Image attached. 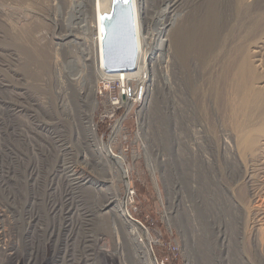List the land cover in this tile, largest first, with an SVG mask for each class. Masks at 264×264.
I'll use <instances>...</instances> for the list:
<instances>
[{
    "label": "rangeland",
    "instance_id": "1",
    "mask_svg": "<svg viewBox=\"0 0 264 264\" xmlns=\"http://www.w3.org/2000/svg\"><path fill=\"white\" fill-rule=\"evenodd\" d=\"M241 2L248 10H232V24L211 47L193 29L177 43L155 38L142 98L104 113L107 94L102 85L97 93L101 79L92 74V1L0 0V83L14 86L11 94L0 90V100L21 109L6 116L0 102V189L4 180L12 184L14 168L27 179L0 190V264H121L107 215L93 218V199L75 198L64 177L94 172L77 137L87 115L104 143L115 137L111 150L124 156L128 180L118 182L119 197L129 192L132 220L148 230L158 264H264V8L254 7L262 0ZM196 6L177 19L184 33ZM161 11L150 8L146 36L171 26L166 16L159 24ZM74 86L84 91L78 101ZM145 95L158 99V124L146 115ZM175 100L183 112L176 119ZM243 138L250 148L239 144ZM232 145L239 169L227 158ZM185 208L198 212L194 225Z\"/></svg>",
    "mask_w": 264,
    "mask_h": 264
},
{
    "label": "bare ground",
    "instance_id": "2",
    "mask_svg": "<svg viewBox=\"0 0 264 264\" xmlns=\"http://www.w3.org/2000/svg\"><path fill=\"white\" fill-rule=\"evenodd\" d=\"M91 1H92V4H91L92 5L91 6L92 7V13L94 12L93 18L95 20V22H94L95 24L93 27L94 31H95V34H94L95 38H94V45H93L95 48V50H94L95 53H93L94 58H93L92 63L94 64V66H93L94 69L92 71V74H93L94 78L101 79L105 82L117 79L120 81L123 80V82L125 83L126 80H128L130 78V79L136 80V83H137L136 86L141 84L140 87H137V88L141 89L138 94H137V92L135 94H133L132 91H126V94L128 93L127 95L125 93L123 94V95H126L125 96L126 99L127 98L129 99V100L125 99L126 104L134 101L135 97H136V99L142 98L141 96L144 92L143 87H145L144 83L148 82L149 70L151 69V65L148 62L150 61V59L153 58V56L155 54L152 51L153 49H151L152 47H150L151 43L154 41L155 38H157L159 40L160 45L164 44L166 40L167 41L170 40V41L177 43L181 39L185 40L188 37L191 30L193 29V33L196 32L198 34H201L200 36L206 39L205 45L207 47H211L213 44V41H216V38H217L216 34H219V33H222L223 31H226L230 27V25L232 24L234 17L232 15L229 16L228 14L232 10L235 11V9H237L240 5H241L240 8H242V9L247 8V10H248V8H249L248 7L249 5L248 4L246 5V3L242 4L241 0H120L121 3H123V4L128 3V4H131V6H132L133 17H134V26H135V35H136V43H137V52H138L137 63H136L137 68L134 71L128 72L127 74H123L121 76V74H120L121 72H106L102 67V40H103V36L105 33L104 20L108 19L110 14H111L112 6H113V0H91ZM95 4H96V7H95ZM193 5H198L195 7L197 9L194 10V12H193L194 19L191 23V28H190L189 32L184 33L187 29L186 25H183V26L179 25L180 23L179 22L177 23V21H179L177 19L180 18L187 11H189V8L192 7ZM250 5H254V4H250ZM254 7L260 8V9L264 8V0H262V2H260L256 5H254ZM95 8H96V10H95ZM150 8H162V11L160 14L161 17L158 18L157 21L160 22L159 23L160 25H164V23L162 22L164 20L163 16L164 17L166 16L168 18V20L170 21V24H171V26L168 28L169 30L165 29L166 25H164L163 27L158 28L159 32L156 36L152 33H148L147 36L145 35V33L147 32V28H149V24H147V23L151 19V15L149 14ZM242 9H240V10H242ZM240 13L242 14V12H240ZM95 15H96V19H95ZM237 16H238V14H237ZM238 17H240V14ZM238 17H237V20H238ZM235 20H236V18H235ZM233 28H234V25H233ZM143 32H145V33H143ZM167 33L168 34L170 33L171 37L170 36L168 37ZM77 37L75 36L74 38L77 39ZM243 38H245V36ZM198 40H199V38H198ZM199 42H200V40H199ZM84 43H85V41H84ZM148 48H149V51L147 50ZM158 53H159V51H158ZM122 73H124V72H122ZM4 79L6 81V78H4ZM77 80L79 81L78 77L70 78L69 83L71 85H74V84L78 83ZM87 80L90 82L91 77H89V79L87 78ZM0 84H1L0 85L1 91H5L8 94H11V92L14 89L13 88L14 86L13 87L11 86L13 88L12 89V88H10V86H9L10 84L8 82L6 85L2 82ZM148 85H150V84H148ZM75 86L72 87L73 90L71 91L72 92L71 96H73L74 99L78 101L79 98L84 93V91L81 92V90L77 89ZM179 86H181V85H179ZM180 89H182V88L180 87ZM97 90H98V85L96 87V91ZM147 91H148V86H147ZM175 92L176 91H174V94H175ZM23 93L24 92H21L20 94L23 95ZM8 98L9 97H7L6 99L0 100L1 105L4 107L2 110L7 113L6 116L7 115L8 116H15L21 110L20 106L18 104H14V103L10 104L9 102H5L6 100H8ZM152 98L149 100L148 96L146 97V95H145V100L142 101V103L147 102L148 113L146 112L147 113L146 115H148V117L151 118L152 122H155V124H158V122L156 121L157 118L159 117V115L157 113L158 99L154 98V97H152ZM185 100H188V99L186 98ZM19 102H21V101H19ZM91 102L93 103V105H95L94 100ZM119 102L120 101H118V103ZM123 102H124V100H123ZM179 104H180L179 101H177V100L174 101V112L173 113H174L175 119L177 117V114H175V112L176 113L179 112L180 113V114L178 113L179 115H182V113H183L181 111V107ZM2 106H1V108H2ZM1 113H4V112H1ZM0 115H2V114H0ZM4 116H2V117H4ZM188 120H190V119H188ZM139 121H140V119H139ZM79 123H80V121H79ZM81 123H82L81 130L82 129L83 130L81 131V133L79 131L77 132V137L83 143V145L87 148L86 152L89 155V157H87V158L85 155H83L84 156L83 162H85L86 165H88V164L92 165V166L91 165H89V166L93 168L94 172L91 170L92 168L90 170L94 174H92V172H89V174L83 176L82 175L83 172H80V170H78V173L74 172L73 170H71L73 173H70V174L68 173L69 171L65 172L64 177L66 178L67 182L70 184V186H68V187H70V189H73L74 192L76 191L75 193H77V197L74 196L75 198L81 199L82 197H84V198L86 197L85 199H87V198L93 199V201H92L93 202V209L90 210V213L93 216V218L97 219L101 214L107 215V220H108L107 230L109 229L114 233L113 238L111 239V242L113 244L112 247L115 248V250L117 251V254L120 256V258L122 260V261H120L121 264H156L157 260H156V258H154L153 254H152V247H151V241L152 240L149 239L148 230L146 228H144L139 222L132 220V217L130 215V211L128 210L127 205L129 203V201H131V200H129V197H130L129 192H128V194H126V197H124V198L119 197L118 182H124L125 185L127 186L128 180L126 179V171L127 170L123 166L124 156L121 153L120 154H116V153L114 154L111 150V142L114 141L115 137L112 138L110 140V142L108 141L109 142L108 144L104 143L103 140L97 135V132L95 129V124L93 123L91 115H87V119L85 121V124H84V121ZM116 127L117 126H115V128ZM117 128H120V127H117ZM80 134H81V137H79ZM239 140H240L239 144L242 145V143H244V145H246L245 148L246 147L250 148L249 146L251 144V139L243 138V139H239ZM234 142H236V141H234ZM227 149H229V151H230V154H229L230 156L228 155L229 157H227L228 161H231L232 164L234 163V166L237 169H239V165H240L239 160L240 159H239L238 154H237V146L232 145V146H230V148H227ZM7 155H9V154H7ZM17 161H18V159H17ZM17 161H15V163H17ZM229 168H230V166H229ZM3 170H4V167H3ZM8 171H9V169H8ZM244 176H245L246 182L248 183L251 179V175L249 174V171L247 169L244 173ZM1 178H3V177H1ZM7 179H8V177H7ZM9 179L13 182L16 180L21 181L22 179H24V182H27V179L24 176H21L20 173L16 172L15 168L12 171L11 177ZM13 182H12V184H13ZM12 184H11V182L9 183L8 180H6V181L4 180L2 187L3 188L9 187V189H10ZM2 187H1V189H2ZM197 192H199V190ZM194 196H195V194H194ZM206 196H209V195H206ZM262 196H261V200L264 198V197L262 198ZM99 199L100 200L103 199V202H101ZM261 200H260V202H261ZM233 202L234 201H232V203ZM195 203L197 205L199 204L200 206L203 205V202H201V201L199 202V199L195 200ZM262 203H263V201H262ZM206 204L209 205L210 203H206ZM204 206H205V204H204ZM191 207H193V206H191ZM188 208L187 209L185 208L186 213L184 214V219L186 220V223H188L189 225H194L193 221L196 220V214L198 212L195 213V215H194L190 212V210H188ZM193 211L195 212V210H193ZM202 211L204 212V214L206 213L205 208H203ZM214 212H216V211H214ZM212 213H210V214H212ZM197 215H199V214H197ZM209 217H207V218H209ZM96 227H98V226H96ZM107 232L109 233V231H107ZM108 233H107V235H108ZM203 235H204V233H203ZM0 240H1V238H0ZM5 243H2L5 245L3 252H6L5 256L10 258V261H12L14 259L13 253L11 251L7 252L9 249L7 247V243L6 244ZM204 247L206 248V246H204Z\"/></svg>",
    "mask_w": 264,
    "mask_h": 264
},
{
    "label": "water",
    "instance_id": "3",
    "mask_svg": "<svg viewBox=\"0 0 264 264\" xmlns=\"http://www.w3.org/2000/svg\"><path fill=\"white\" fill-rule=\"evenodd\" d=\"M102 67L106 72H131L137 63V43L131 4L113 0L112 11L104 20ZM158 264V263H156Z\"/></svg>",
    "mask_w": 264,
    "mask_h": 264
},
{
    "label": "built area",
    "instance_id": "4",
    "mask_svg": "<svg viewBox=\"0 0 264 264\" xmlns=\"http://www.w3.org/2000/svg\"><path fill=\"white\" fill-rule=\"evenodd\" d=\"M127 73L128 72H124V73L121 72L120 74L122 76L123 74H127ZM136 84H137L136 80L130 79V78L128 80H126L125 83L123 82V80L120 81L117 79H114L112 81H106V82L103 80L99 81L97 93L102 94L104 91L105 94H107V96L105 98L107 103L103 102V104H104L103 112L104 113H107V111L111 112L113 110V108H116L119 104H126L125 101L129 100L128 98L126 99V97H125L128 94V93L126 94V91H132L133 94H135L137 92V94H138L141 89L137 88V87H140L141 85L136 86ZM101 85L104 87V90L102 89ZM112 85H114L115 87L112 88ZM109 86H111V88H109ZM132 86L134 87V89L132 88ZM117 88H118L117 95L113 94L114 90H116ZM124 93L126 95H123ZM123 100H124V102H123ZM135 100H136V97H135ZM118 101H120V102L118 103ZM102 117H104V115H102Z\"/></svg>",
    "mask_w": 264,
    "mask_h": 264
}]
</instances>
